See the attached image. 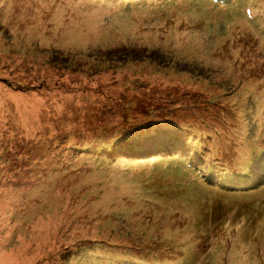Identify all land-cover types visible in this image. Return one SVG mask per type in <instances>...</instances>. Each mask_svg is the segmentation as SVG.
Wrapping results in <instances>:
<instances>
[{"label":"rangeland","instance_id":"obj_1","mask_svg":"<svg viewBox=\"0 0 264 264\" xmlns=\"http://www.w3.org/2000/svg\"><path fill=\"white\" fill-rule=\"evenodd\" d=\"M0 264H264V0H0Z\"/></svg>","mask_w":264,"mask_h":264},{"label":"trees","instance_id":"obj_2","mask_svg":"<svg viewBox=\"0 0 264 264\" xmlns=\"http://www.w3.org/2000/svg\"><path fill=\"white\" fill-rule=\"evenodd\" d=\"M154 124V123H153ZM152 124V125H153ZM151 125V124H150ZM133 132V131H132ZM131 132V133H132ZM164 139L166 140V142L164 141ZM174 137H172V135H168L167 137H165V138H163V139H160V140H158L157 142H158V144H155L154 142H153V139L152 140H149V144H150V147L149 148H144L145 149V151L147 152L148 150V152L147 153H151L152 151H158V153H162V152H166L167 150H172L171 149V143H173V141H174ZM140 146L141 145H139V147L138 148H136V149H138V152H141V148H140ZM153 146V147H152ZM154 146H156L155 147V150H152L153 148H154ZM120 147V146H119ZM118 147V148H119ZM117 148V149H118ZM121 148H123V149H129V148H125V147H122L121 146ZM135 149V150H136ZM131 150V149H130ZM167 153V152H166ZM166 157V156H165ZM220 168V167H219Z\"/></svg>","mask_w":264,"mask_h":264}]
</instances>
